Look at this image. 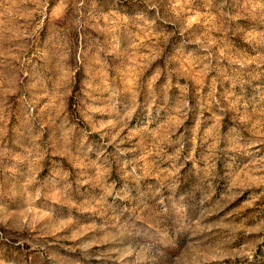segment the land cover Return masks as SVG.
I'll return each instance as SVG.
<instances>
[{
    "label": "rangeland",
    "instance_id": "374dc122",
    "mask_svg": "<svg viewBox=\"0 0 264 264\" xmlns=\"http://www.w3.org/2000/svg\"><path fill=\"white\" fill-rule=\"evenodd\" d=\"M0 264H264V0H0Z\"/></svg>",
    "mask_w": 264,
    "mask_h": 264
}]
</instances>
